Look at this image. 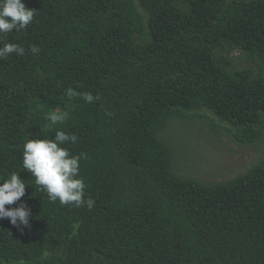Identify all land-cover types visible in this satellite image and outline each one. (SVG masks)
I'll list each match as a JSON object with an SVG mask.
<instances>
[{
	"label": "trees",
	"instance_id": "obj_1",
	"mask_svg": "<svg viewBox=\"0 0 264 264\" xmlns=\"http://www.w3.org/2000/svg\"><path fill=\"white\" fill-rule=\"evenodd\" d=\"M22 2L33 22L0 36L25 49L0 59V182L19 173L25 196L6 207L32 215L0 219V264H264V158L206 183L175 170L184 138L169 133L208 120L264 141V0ZM57 131L79 137L63 147L87 156L91 210L51 202L23 169L24 143Z\"/></svg>",
	"mask_w": 264,
	"mask_h": 264
},
{
	"label": "clouds",
	"instance_id": "obj_2",
	"mask_svg": "<svg viewBox=\"0 0 264 264\" xmlns=\"http://www.w3.org/2000/svg\"><path fill=\"white\" fill-rule=\"evenodd\" d=\"M35 10L26 7L22 0H0V36L13 30L19 32L26 29L34 20ZM32 54H38L40 49L31 46ZM11 54L23 56L25 49L18 44L5 43L0 47V59ZM71 94V90H69ZM88 103L99 100V96L85 94ZM48 119L53 123L62 122V115L50 114ZM79 140L77 134H68L57 131L54 139H28L23 145V169L35 178V185L47 194L51 202L59 201L61 205L81 207L86 205L91 210L95 201L88 197L85 199V182L80 177V161L87 159L86 154H73L65 144H76ZM19 173L12 172L10 177L0 182V219L10 218L13 226L28 227L30 225L31 210L25 203L18 207L7 208L25 196L26 184ZM22 264V262H21Z\"/></svg>",
	"mask_w": 264,
	"mask_h": 264
},
{
	"label": "rangeland",
	"instance_id": "obj_3",
	"mask_svg": "<svg viewBox=\"0 0 264 264\" xmlns=\"http://www.w3.org/2000/svg\"><path fill=\"white\" fill-rule=\"evenodd\" d=\"M241 54L239 50L230 53L239 68L250 64V60L240 58ZM169 133H181L184 138L180 147L184 150L179 152L175 170L184 177H194L206 183L235 177L264 158V141L241 147L225 132L220 135L210 132L208 120L205 124L200 120L192 125L176 124Z\"/></svg>",
	"mask_w": 264,
	"mask_h": 264
}]
</instances>
